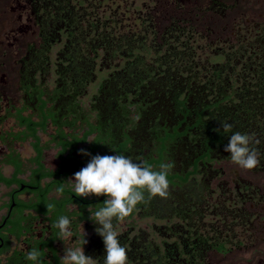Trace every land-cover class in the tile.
<instances>
[{"label": "trees", "instance_id": "1", "mask_svg": "<svg viewBox=\"0 0 264 264\" xmlns=\"http://www.w3.org/2000/svg\"><path fill=\"white\" fill-rule=\"evenodd\" d=\"M32 5L37 32L20 77L22 111L32 113L17 117L29 128L22 138H37L48 122L65 123L83 128V138L95 133L115 154L153 170L174 162L168 198L146 194L129 216L138 210L162 225L147 231L131 221L118 230L120 221H113L128 264H208L211 252L225 255L243 245L241 236L253 228L246 221L252 201L243 203L225 179V163L232 161L224 148L232 133H224L221 122L231 123L233 132L255 135L261 163L250 171L263 173L264 30L241 32L236 40L214 35L203 22L206 9L167 14L163 7L148 8L135 13L132 24L130 7L114 0ZM49 74L51 88L45 84ZM15 165L11 177L0 174V184L16 180ZM88 252L103 264L105 246L97 233ZM42 260L62 264L59 257Z\"/></svg>", "mask_w": 264, "mask_h": 264}, {"label": "flooded vegetation", "instance_id": "2", "mask_svg": "<svg viewBox=\"0 0 264 264\" xmlns=\"http://www.w3.org/2000/svg\"><path fill=\"white\" fill-rule=\"evenodd\" d=\"M32 1L0 0V174L11 177L16 172L15 164L20 169L15 181L0 184V264L11 260L34 264L26 259L32 248L40 250L44 260L61 258L64 248L82 246L84 232L87 240L84 252L89 256V242L96 234L95 229L100 227L88 218L89 210L95 212L102 207L106 197H79L68 179L91 159L80 155L81 149L93 156L115 155L106 139L98 140L95 133L83 138V128L65 123L58 126L48 122L44 128H38L37 138H22L29 128L20 124L17 117L32 113V109L22 111L26 95L20 86L21 72L27 60L23 56L37 32ZM120 1L127 10L130 7L132 17L135 13L141 16L145 9L153 7H163L167 14L178 13L182 8H191V13L206 9L202 16L210 33L229 34L233 40L241 32L255 30V33H262L264 30V0ZM139 5L141 9H137ZM49 77L45 84H48ZM230 182L235 184V194L243 203L252 201L249 203L250 219L246 221H252V233H256L259 223L264 226V186L253 184L252 180L238 173ZM60 187L64 188L63 193L56 191ZM228 196L232 199L234 192L228 191ZM49 204L54 205L51 211L47 208ZM139 213L137 210L131 217L118 221H133L136 215L138 219L149 217ZM62 215L72 221L74 236L70 240L61 241L59 230L53 226Z\"/></svg>", "mask_w": 264, "mask_h": 264}, {"label": "clouds", "instance_id": "3", "mask_svg": "<svg viewBox=\"0 0 264 264\" xmlns=\"http://www.w3.org/2000/svg\"><path fill=\"white\" fill-rule=\"evenodd\" d=\"M224 133H232L225 152L230 153L231 161L239 167L247 170L260 166L261 154L253 146L258 144L254 134L233 132V125L221 122ZM220 131V129H215ZM80 155L90 156L87 165L74 173L73 178L68 180L73 185L74 192L82 198L89 196H104V205L95 212L89 210V219L100 227L96 233L103 238L106 255L103 264H128L127 249L122 246L119 233L114 226L115 220H123L130 216L138 204L146 202L148 198L159 196L168 198L170 183L168 176L174 168V162L162 163L159 170H153L145 163L134 162L130 157L123 154L115 155H92L84 149ZM63 193L64 188L56 190ZM49 211L54 205H47ZM59 230L58 236L61 241L70 240L74 236L72 221L66 215H62L53 225ZM80 247H67L63 250L62 264H97L96 259L85 255V239ZM26 259L34 264H43L41 251L32 248L28 251Z\"/></svg>", "mask_w": 264, "mask_h": 264}, {"label": "rangeland", "instance_id": "4", "mask_svg": "<svg viewBox=\"0 0 264 264\" xmlns=\"http://www.w3.org/2000/svg\"><path fill=\"white\" fill-rule=\"evenodd\" d=\"M115 3L122 4L120 0H116ZM128 22L133 24V17L132 18L129 17ZM200 43L203 44V42ZM13 82L15 84L16 79ZM52 84H53V79L52 76H50L48 81V85L50 88ZM96 87H97V82L93 83L89 87V95L95 92ZM87 100L88 97L83 98V101L85 103ZM42 136L46 137L45 135ZM225 165L228 171L227 178L225 179L231 180L233 175L238 173L239 175L252 180L253 184L259 185L260 187L264 186V173L260 171H250L247 169H243L241 167L239 168V166L234 164L233 162H226ZM7 172L8 171H5V174H7ZM230 190L231 189L229 188V191ZM218 195H219L218 193L217 195L214 194V197ZM219 198H223V197L219 195ZM211 217L213 216H210L208 219H211ZM133 221L136 229L144 228L147 231H151L153 225L163 224L162 221L153 219L152 217L138 219L137 215L134 216ZM130 223L131 220L120 221L118 230L127 229ZM257 228L258 229L256 233H252L251 230V233L249 235L246 234L244 236H241L242 239L244 240V244L241 245L240 247H234L229 253L222 255L214 251L211 252L208 255V264H264V226L262 225V223H259V225H257Z\"/></svg>", "mask_w": 264, "mask_h": 264}]
</instances>
